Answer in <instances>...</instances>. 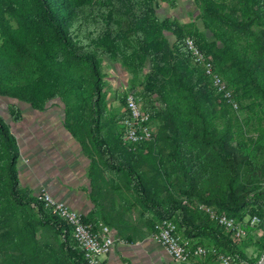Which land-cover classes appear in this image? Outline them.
<instances>
[{
  "label": "trees",
  "instance_id": "1",
  "mask_svg": "<svg viewBox=\"0 0 264 264\" xmlns=\"http://www.w3.org/2000/svg\"><path fill=\"white\" fill-rule=\"evenodd\" d=\"M158 1L172 2L0 0V95L28 102L40 110L54 98L69 100L74 96L77 103L72 108L79 115L76 120L70 118V106L66 111L68 117L65 126L80 142L83 151L87 152L91 160L89 167L93 168L98 156L112 168L124 171L138 189L142 188V182L135 169L125 160L131 150L124 142V128L121 124L127 112L114 116L115 128L113 124L101 121L109 116L103 106V60L120 56L124 64L139 71L146 66L147 61L150 62L145 95L151 96L152 102L138 96L150 111L153 124L156 110L154 104L160 103L159 100H164L166 110L172 112L174 95H170L167 90L170 79L173 84L188 92L193 106V115L188 120L185 117L187 125H190L189 131L180 134V127L172 123L170 134L175 148V162L191 177H201L205 170V159L201 151L203 140L210 143L213 150L221 151L225 136L223 133L214 136L208 132L206 113L210 110L211 101L206 96L202 78L209 79V76L202 67H193L194 59L185 40L188 36L192 37L205 54L220 41L229 58L242 63V60H248L249 54L239 40L236 29L247 28L253 21L264 24V0H259L258 9H252L254 15L250 21L227 13L226 9L230 5L225 0H201L204 4L201 18L216 37L211 43H202L201 37L197 38L190 28L180 26L178 29L169 18H159L154 7ZM240 1L247 11L256 3L252 0ZM165 30L176 32L173 51L162 40ZM261 32L264 37V29ZM85 83L90 86L89 98L78 93L85 89ZM209 84L215 89L211 80ZM194 134L197 139L192 140ZM154 141L155 133L150 141L135 145ZM92 150L96 155L92 154ZM19 162L20 151L16 137L0 115V224L5 227V231L0 233V252L6 256L5 264H49L50 255L35 234L36 223L54 228L60 239L61 251L73 264H88L82 249L69 233V224L45 207L38 195L21 185ZM140 194L144 200H148L146 191L141 190ZM205 200L216 201L220 211H223L221 208L241 210L251 201L264 205V187L256 186L247 192L231 189L225 195H212ZM208 202L206 205L209 206ZM154 206L158 218L151 222L153 232L164 219L173 220L180 235V225L197 231L195 234L211 229L214 236L226 246V253L232 256L234 262L241 264V260H247L245 255L235 251L236 245L206 211L193 208L205 213L221 229H216L211 223L195 224L188 217L191 210L180 199H171L166 205L155 203ZM33 210L36 213L29 214ZM85 219L94 222L96 228L100 223L108 225L96 217L95 209Z\"/></svg>",
  "mask_w": 264,
  "mask_h": 264
},
{
  "label": "rangeland",
  "instance_id": "2",
  "mask_svg": "<svg viewBox=\"0 0 264 264\" xmlns=\"http://www.w3.org/2000/svg\"><path fill=\"white\" fill-rule=\"evenodd\" d=\"M252 1L256 3L247 11L243 9V2L240 0H225L230 5L226 12L250 21L254 15L252 9H258L260 5L259 0ZM154 7L159 18H169L179 27L178 29L190 28L197 38L201 37L202 43L216 40L213 31L205 26L201 18L204 13V4L201 0H172L171 3L158 1ZM263 29L264 24L254 21L247 28L236 29L239 40L246 46L249 54L248 60L244 59L242 63L229 58L220 41H217V46L210 48L206 54L213 62L214 71L225 81L231 96L225 97L216 89H212L209 84L210 78H202V84L207 91L206 96L211 101L210 110L206 113L208 132L214 136L221 133L225 136L221 151L213 150L212 145L203 140L204 146L201 151L205 159L204 175L191 177L174 160L175 148L170 134L172 123L180 127V134L188 133L190 125H187L185 117L188 120V117L193 115V106L189 101L188 92L173 84L171 79L167 84V90L170 95H174L175 104L172 105V112L166 110V103L162 99L159 100L160 103L154 104L155 141L130 146V153L125 157L126 162L135 169L142 182V188L138 189L124 171L112 168L98 156L95 158L93 168L88 167L90 179L88 195L93 202L96 217L116 229L119 238L125 239L130 245L142 246V249L145 246L138 256L139 264H177L169 261L157 245L148 244L153 234L151 222L158 218L155 203L166 205L171 199H180L184 205V200L187 199L192 203L186 204L191 210L188 217L195 224L211 223L219 230L221 228L215 221L208 219L205 213L193 209L199 208L195 205L198 203L206 205L208 202L206 198L212 195H225L231 189L236 192H247L256 186L264 187V37L261 32ZM162 40L173 51L177 40L176 32L165 30ZM192 65L200 67L194 61ZM149 70V61L139 71L124 64L120 56L115 59L106 57L103 60L101 78L103 106L109 116L103 118L102 123L113 124L115 128L114 116L122 115L125 111V96L130 90L143 96L147 102H152L151 96L145 95ZM85 84V89L78 93L89 98L90 86L88 83ZM76 103L74 96L69 100L57 97L49 102L62 109L64 124L68 117L66 111L70 106V118L76 120L78 117L79 114L73 109ZM28 105H30L28 102L17 98L0 95V115L12 132L15 122L22 119L24 107ZM195 139L197 137L194 134L192 140ZM84 153L87 155L86 151ZM92 154L96 155L95 151L92 150ZM141 190L147 192L148 200H144L140 194ZM208 203L217 212L227 211L225 213H229V216L242 225L245 235L237 243L232 240L231 233L222 228L236 245L235 251L247 257V260H241V264H258L264 253L262 247L264 205L251 201L241 210L230 211L221 208L223 211H220L216 201ZM33 213L35 214L36 210L29 212ZM180 228L181 235L191 245H201L208 251L204 256L193 257L192 264H220L215 251L226 253L228 249L214 236L211 229L202 234H195L197 231H192L190 227L180 225ZM34 230L37 239L50 255L49 264H73L61 251L60 239L53 227L36 223ZM3 231L5 227L0 224V233ZM5 259L4 253L0 252V264H5ZM134 263L131 258L123 259V264Z\"/></svg>",
  "mask_w": 264,
  "mask_h": 264
},
{
  "label": "crops",
  "instance_id": "3",
  "mask_svg": "<svg viewBox=\"0 0 264 264\" xmlns=\"http://www.w3.org/2000/svg\"><path fill=\"white\" fill-rule=\"evenodd\" d=\"M24 110L22 119L15 122L13 128L20 148L18 173L21 185L34 195L48 191L73 209L89 214L93 209L88 195L89 157L66 128L62 109L48 103L42 110L31 105ZM111 229L112 234L119 237L118 231ZM149 243L157 245L173 262L165 247L152 238ZM144 249L145 246L143 249L142 246H132L125 239L124 242L116 241L106 257V263L123 264V259L131 258L134 264H139L138 256Z\"/></svg>",
  "mask_w": 264,
  "mask_h": 264
},
{
  "label": "built area",
  "instance_id": "4",
  "mask_svg": "<svg viewBox=\"0 0 264 264\" xmlns=\"http://www.w3.org/2000/svg\"><path fill=\"white\" fill-rule=\"evenodd\" d=\"M185 43L193 56L194 62L202 67L209 76L213 87L225 97H230L231 92L223 78L214 71L211 59L198 47L192 37L188 36ZM125 111L127 113L121 122L124 128V142L132 146L153 139L155 128L151 113L145 108L143 100L133 90L126 93ZM38 196L45 207L59 215L69 224V233L82 249L88 264H107L106 257L116 241L124 242V239L115 237L112 234L111 227L100 223L99 227L96 228L94 222L85 219L86 215L84 213L73 209L64 201L58 200L48 191L44 190ZM184 203L192 204L187 199L184 200ZM195 206L206 211L225 231L231 233V238L235 243L243 239L245 231L242 225L233 217L225 212H217L213 207L202 203H198ZM152 238L165 247L177 264H192L191 259L193 257L204 256L208 252L205 247L191 245L188 240L182 237L178 233L176 223L171 219L160 221L156 225ZM215 255L219 259L220 264H237L228 253L215 251Z\"/></svg>",
  "mask_w": 264,
  "mask_h": 264
},
{
  "label": "water",
  "instance_id": "5",
  "mask_svg": "<svg viewBox=\"0 0 264 264\" xmlns=\"http://www.w3.org/2000/svg\"><path fill=\"white\" fill-rule=\"evenodd\" d=\"M258 264H264V253H263L262 258H261L260 261L258 262Z\"/></svg>",
  "mask_w": 264,
  "mask_h": 264
}]
</instances>
